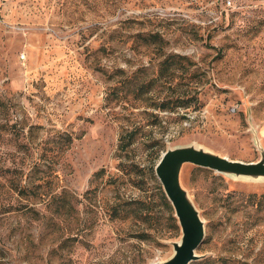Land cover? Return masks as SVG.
<instances>
[{"label":"rangeland","instance_id":"1","mask_svg":"<svg viewBox=\"0 0 264 264\" xmlns=\"http://www.w3.org/2000/svg\"><path fill=\"white\" fill-rule=\"evenodd\" d=\"M183 146L264 160V0H0V264L166 261L155 165ZM179 181L189 264H264V176Z\"/></svg>","mask_w":264,"mask_h":264},{"label":"water","instance_id":"2","mask_svg":"<svg viewBox=\"0 0 264 264\" xmlns=\"http://www.w3.org/2000/svg\"><path fill=\"white\" fill-rule=\"evenodd\" d=\"M186 162L218 172L264 176V160L246 162L193 146L163 151L155 165V174L174 209L181 238L179 242L173 243V255L166 261L155 264H189L200 257L196 249L204 238V223L179 181L180 166Z\"/></svg>","mask_w":264,"mask_h":264},{"label":"trees","instance_id":"3","mask_svg":"<svg viewBox=\"0 0 264 264\" xmlns=\"http://www.w3.org/2000/svg\"><path fill=\"white\" fill-rule=\"evenodd\" d=\"M60 137L63 139V141H64V143H65L66 146H68L71 143V141H72V138H71L70 134L60 135ZM10 184L12 185V187L14 189H16V183L11 182ZM176 226H177V222H176ZM219 264H247V263H241L236 258H230V257H225L224 256V257H221L220 258Z\"/></svg>","mask_w":264,"mask_h":264}]
</instances>
